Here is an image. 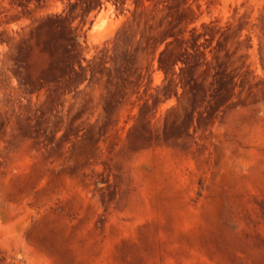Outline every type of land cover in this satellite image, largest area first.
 <instances>
[{
    "label": "rangeland",
    "instance_id": "obj_1",
    "mask_svg": "<svg viewBox=\"0 0 264 264\" xmlns=\"http://www.w3.org/2000/svg\"><path fill=\"white\" fill-rule=\"evenodd\" d=\"M0 264H264V0H0Z\"/></svg>",
    "mask_w": 264,
    "mask_h": 264
}]
</instances>
